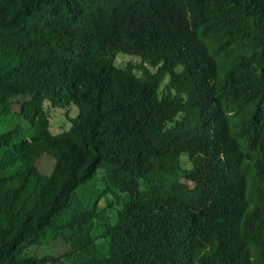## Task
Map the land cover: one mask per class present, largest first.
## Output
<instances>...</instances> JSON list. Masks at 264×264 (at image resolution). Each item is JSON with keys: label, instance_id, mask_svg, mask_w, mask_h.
I'll use <instances>...</instances> for the list:
<instances>
[{"label": "trees", "instance_id": "1", "mask_svg": "<svg viewBox=\"0 0 264 264\" xmlns=\"http://www.w3.org/2000/svg\"><path fill=\"white\" fill-rule=\"evenodd\" d=\"M7 116L0 264H264V0H0Z\"/></svg>", "mask_w": 264, "mask_h": 264}, {"label": "rangeland", "instance_id": "2", "mask_svg": "<svg viewBox=\"0 0 264 264\" xmlns=\"http://www.w3.org/2000/svg\"><path fill=\"white\" fill-rule=\"evenodd\" d=\"M134 63L135 65L140 64V59L136 57H129L125 55H119L116 59V64L120 68L125 67L128 63ZM47 106V112L50 116L51 121V131L53 134H59L69 129V119L76 117V111L71 110L68 114L65 111H58L51 108L50 105ZM23 125L17 120L16 117L7 116L0 120V132L6 133L12 130L16 125ZM0 133V134H1ZM3 151L0 148V157ZM54 159L44 156L38 161V167L44 175H50L54 169ZM101 177V176H100ZM101 180V179H100ZM99 180V188L102 187V182ZM106 206L105 199H102L99 203V209L102 210ZM99 228H102V225H97ZM103 229V228H102ZM98 232H101V229H98ZM69 251V246L63 240H55L53 242H44L41 245L33 247L29 254L32 256H37L39 259H43L47 256H62Z\"/></svg>", "mask_w": 264, "mask_h": 264}]
</instances>
